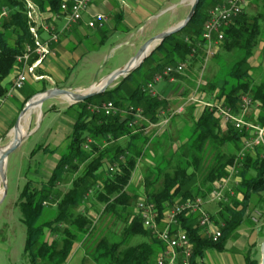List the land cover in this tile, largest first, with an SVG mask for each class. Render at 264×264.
Segmentation results:
<instances>
[{
    "label": "trees",
    "instance_id": "obj_1",
    "mask_svg": "<svg viewBox=\"0 0 264 264\" xmlns=\"http://www.w3.org/2000/svg\"><path fill=\"white\" fill-rule=\"evenodd\" d=\"M61 1L33 0L41 13L42 22H52L53 15L59 13ZM222 1L224 0H198L189 23L153 48L143 60L152 62L153 75L160 74L168 65L176 66L179 62L189 65L195 58L199 64H203L206 54L202 47V26L208 11ZM24 3V0H0V10L6 12V16L0 15V99L5 98L9 89L5 80L13 69H17V56L21 55L26 44H32L26 25ZM244 9L233 17L227 27H223V39L217 44L215 53L208 56L217 63V72L211 80L200 86V90L210 95V99L211 94H217L215 99L218 103L227 104L233 111L238 108L239 95H249L259 104L257 119L262 121L264 81L254 83L248 74V63L257 44L264 42V28H261L258 17L244 13ZM220 51L229 55L230 59H217ZM38 66L36 75L44 76ZM139 69V66L136 67L114 87L81 102L67 105L65 112L70 109L74 112L73 126L53 170L47 180L41 183L27 179L17 194L15 204L21 215L19 221L25 229L22 252L27 264H65L72 256L75 243L83 250L79 264H153L162 252L163 247L143 227L131 206L130 200L138 196L127 189L132 172L154 134L143 133V129L148 126L143 120L136 128H129L131 116H103L91 108L95 104L109 101L121 110L126 106L140 107L145 120L158 123V113L166 108V103L143 90V86L153 79V75L146 82L133 85L131 77ZM44 90L45 87L38 92ZM30 98L27 97L24 102ZM174 116L176 115L168 116V119L171 120ZM220 124V120L213 116L209 108L204 107L192 126L185 130V140L183 146H180V152L171 150L158 160L157 157L154 158V166L145 170L142 176V199L156 205L159 224L172 203L197 197L205 200L213 183L227 176V166L232 164L238 153L243 134L227 126L221 133ZM86 137L94 141L88 151L81 147ZM99 138H108V143L99 145ZM121 139L124 140L119 143ZM40 149L49 153L56 150L40 145L30 152L31 155ZM105 163H115L117 168L111 173H103ZM238 174L239 181L234 188L240 198L219 203L216 216L207 212L216 229L221 232L218 239L213 242L208 239L195 226L194 215L178 217L180 228L188 233L193 246L190 264H201L202 253L207 249L223 250L227 237L236 231L241 222L252 223L246 212L251 197L264 192V159H260L258 154H246ZM65 181H69L68 186L60 190L58 186ZM88 193L91 195L86 199ZM97 206L99 209H96ZM45 208L50 209L48 214ZM92 210L98 212L95 220L100 217L102 222V218H108L122 222L123 226L119 232L102 230L97 233L98 227H95L89 214ZM138 238L143 240L132 243L131 240ZM244 258L245 264H256L248 258L247 253Z\"/></svg>",
    "mask_w": 264,
    "mask_h": 264
},
{
    "label": "rangeland",
    "instance_id": "obj_2",
    "mask_svg": "<svg viewBox=\"0 0 264 264\" xmlns=\"http://www.w3.org/2000/svg\"><path fill=\"white\" fill-rule=\"evenodd\" d=\"M143 1H147V0H140V3L142 4V7L144 8L145 4H143ZM247 3H246L247 5L246 8L245 9L243 8L244 9L243 12L246 14H252V16L258 17L260 19L261 28H264V0H249ZM219 4H221V2H219ZM219 4L217 6H219ZM125 5L126 3L124 4L123 0L122 1L119 0V3H118L119 7H117L119 11L115 12L119 17L125 14V11H126ZM170 5L172 6L169 10L165 9L158 13L157 12L155 13L153 9L149 11V8L148 10L142 8L141 12L143 16L145 17L147 14L149 15L146 19L143 18V20L145 19L143 22H139L137 25H135V30L133 31L134 32L133 34L137 36L132 35V33L131 35H126L123 32L107 33L106 35L107 38L104 44H102L98 49L97 47L92 49V46L96 40L95 38L96 33L94 31H88L89 37H87L84 40V42H82L83 47L86 48L87 51L84 53L83 57L80 58L79 61L74 65L73 69L69 71L68 73L67 72L65 73L66 81L70 84L71 89L77 90L78 88H80V91H85V92L93 90V87L91 88V86H88L89 84L93 83L96 79H100L104 77L111 71H115V70L122 68L123 64L127 62L130 57H133L136 54V51L139 45H141L143 42L148 40L149 37L153 35L155 36L156 34L160 33L161 29H163L165 25L170 23V18L171 16L174 15L178 4L175 5V3L173 2ZM186 5L189 8V5L188 4ZM156 6H158L157 2H156ZM1 16H6V14L1 15ZM120 19H118V25L121 24ZM174 26L175 25L171 27H174ZM163 30L161 32H163ZM63 36H64V33L61 35V37H59L61 41L63 40L62 39ZM138 36H139L140 42L138 40ZM58 45H56V47ZM79 49L81 50L80 47L78 48V50ZM216 50H217V47L214 49V53ZM216 58L217 59L222 58L223 61L224 60L228 61L230 59V56L226 55L225 52L220 51L217 54ZM248 65H249L248 74H250L251 78L254 80V83L264 81V42L257 44V47L255 48L254 52L249 58ZM139 67L140 69L137 70L136 73H134L131 77L132 78L131 81L133 85L136 84L137 82H140L142 84L146 82V80H148L149 76L151 77L153 75L152 73L153 64L151 61H145V62L142 61ZM217 68H218V65L214 61V59H211V57H208L205 59L204 57L203 64L201 63L198 64V68L195 69L193 83H191L187 87L185 92L183 91V94H181L182 98L178 100L177 102L178 103L182 102L183 98L188 97V95L191 93H192L191 96H195L196 100L194 102L187 101L189 103V106L185 108V110H181L182 112L181 113L179 112L180 114L174 113L176 116L172 117L171 120H168L166 125H162L160 127L147 126L144 128L147 134H150V135L154 134V136H153V140L150 141L148 146L145 148L146 152L141 156V158L137 162L138 164L135 170H133L132 175H131L132 178H131L130 184L127 186V189L130 192L138 196L136 198H133V200H130L131 206H133L134 209H135L136 202L141 200L144 197V191L142 188V183H143L142 176L145 173V170L147 168H152L154 166V158L157 157L156 159L158 160L161 155L163 154L165 155L171 150L180 152V148L183 146L182 143L185 140V136H184L186 134L185 130L188 129L190 126H192L198 113H200V111H202L204 107L206 108L205 103H208L211 101L216 102V103L219 102L217 99H215L217 94L216 95L211 94V99H210L209 98L210 95H207L204 92H202V90H200V86L203 85V83H206L207 81L211 80L213 76H215V73L217 72ZM180 73L177 74L176 76H173L174 79H179V76H181ZM157 74L158 73L156 74L154 73V75H157ZM43 78L49 80L48 77L43 76ZM120 81L112 82L106 89L114 87ZM163 83L164 82H162L161 84H158L157 87L162 86ZM63 85L64 84H59L60 87H62ZM26 86L28 88L31 87L28 83L26 84ZM85 86H88V87H85ZM13 92L14 94L16 93L15 90ZM8 96H6L5 94V97H8ZM57 98L58 100L59 98L60 99L62 98L63 100H65L67 104H68V101H71L70 98H67V96L66 97L61 96ZM7 100L9 102L12 101L16 103V100L11 97L7 98ZM46 102H42L40 106L33 105L30 108V110L27 111L25 115L21 118V127H22V134H23L22 139L23 140L25 139V140L24 141L22 140L23 143L12 151L11 155L7 158L5 163L2 160L0 161V191H2V194H0V264H27V261L25 257L23 256V252H22L23 245L25 244V238H24L25 229H24V226L19 221V218L21 215H20V212L15 202L17 201V197H18L17 194L20 188H22V186L26 182L24 178L19 176V174H20L22 166L27 161L30 160L29 152H31L32 149H34L36 145L40 144V142H44L45 135L43 133V130H45L46 126H51L50 127L51 129H53V127L56 128L59 126L57 122V118L55 117L54 113H48L47 115L41 118L42 113L46 111L45 109L48 106L47 105L48 103ZM16 107L17 109L19 108L17 103H16ZM169 107H170V110H174L177 107L176 102L172 106L170 104ZM162 111H163V118L166 117V115L167 117L174 115V114H171L172 112L171 113L166 112V114L164 115V110ZM19 113L20 111L18 112L16 117H18ZM1 117L3 116H1L0 114V136L2 135V132H3V130L1 129H4V127H8L11 123L9 118L5 119ZM16 117H13V121L11 124L12 126H13V123ZM247 117L249 120L253 119V120H256V122L257 121L262 122V121H259L257 117L254 116L252 113L248 115ZM160 119L162 118L159 116V120ZM136 126L133 128H136ZM225 129H226V126H224L221 123L219 125V132L223 133ZM86 139L91 140V142L88 144V148L87 149L84 148L88 151L89 146L94 141L88 137H86ZM123 140L124 139H121L119 143H122ZM11 141L12 139L9 133L8 136H5L2 140L0 139V149L5 148L9 144H11ZM98 143L99 145L102 146V145L107 144L108 142L106 141V138H103V139L99 138ZM257 150L258 152L261 151L260 148H257ZM119 160H122V159L120 158ZM33 163L34 161L33 162L29 161L28 165L32 166ZM108 167H109V164L105 163L102 167V170H103L102 172L107 173ZM2 170L5 171V174H4L5 188H4V182L1 179ZM41 182L42 180L37 181L36 183H41ZM68 184H69V181H65V182H62V184L59 185L58 187H60V190H63L64 187L68 186ZM90 195L91 193H88L86 199H89ZM216 208H219V206L218 204L214 202L205 205L206 211H208L210 214ZM96 209H99V207L97 206ZM49 211L50 209L47 208L46 209L47 214ZM250 213L251 211L247 213V216H249V218L251 217ZM89 214H90L91 220L95 224V227H98L97 233H100V231L102 230L103 231L106 230L107 232H110V231L119 232L120 228L123 226L122 222L111 221L108 218H105V219L102 218V222H100L99 220L100 217L99 219L95 220L98 212L94 210H92V212H90ZM251 224H255V223L252 222ZM45 234L47 235V231ZM142 240L143 238H138L134 241L133 240L131 241L132 243H135V242L142 241ZM73 250L74 251L72 253V256L67 259L65 264H78L80 262L81 257H83V250L78 244L76 243L74 244ZM240 255H243V252Z\"/></svg>",
    "mask_w": 264,
    "mask_h": 264
},
{
    "label": "built area",
    "instance_id": "obj_3",
    "mask_svg": "<svg viewBox=\"0 0 264 264\" xmlns=\"http://www.w3.org/2000/svg\"><path fill=\"white\" fill-rule=\"evenodd\" d=\"M25 12H26V25L28 26L29 34L32 40L31 45H25L21 55L17 56L16 75L12 80L10 90L6 93V96L10 95L13 90L20 89L23 85V81L27 75L31 76L34 81L43 78L42 75H36L35 70L37 66L42 63L43 60L51 54L50 45L52 42L58 41V34L64 29L70 27L84 14H90L88 7L94 0H62L59 3V13L53 15L52 22L44 23L41 20V13L38 10L33 0H24ZM248 0H225L219 6L211 9L207 13V17L202 26L201 39L202 47L205 50V59L214 54V49L217 44L223 39L222 33L223 27H227L237 14L243 10ZM1 15H5L6 12L1 10ZM106 15L100 12H92L88 20L86 21L87 27L104 28L106 25ZM61 20L62 27L60 30H56L53 21ZM45 35V36H43ZM185 68V63L179 62L176 66H166L160 74L154 75L152 80L143 86V90L150 96H156L159 98L157 92H155L153 85L164 80L165 77H169L172 82L173 75L179 74L182 69ZM195 96L188 97L187 101L194 102ZM205 106L209 108L213 116L220 120V122L227 127H231L235 131H239L243 134L240 138V149L235 154L233 162L230 166H227V176L221 181L214 182L211 187V192L205 200L197 197L193 200H183V202H176L169 206L164 212L161 218V224L157 221V208L151 202L141 199L135 204V213L142 221L143 227L160 243L163 247L161 253L153 261V264H190L191 254L193 253V246L189 241V235L187 232L180 228V216L194 215L196 218V227L204 233V235L212 242L221 236V232L214 227L211 229L212 221L205 211V205L209 203H226L231 198H234L235 186L239 181L238 170L244 161V156L250 154L260 148L258 157L264 159V113L262 122H256V120H249L248 115L251 109L259 108V104L249 97V95H239L238 108L233 109L225 103L208 102ZM92 111L100 112L103 116L127 114L131 116L128 121L129 128L135 127L140 121L147 122L149 127H160L166 125L169 120L168 117L163 118V111L159 112V116L162 118L158 123H149L144 119L142 115V108H134L126 106L123 110L118 109L113 105L111 101L103 102L101 104H95L91 107ZM181 111H175L179 113ZM143 133L146 130L143 129ZM108 138H106L107 141ZM90 139H86L82 143L83 148H88ZM120 159V158H119ZM117 168L115 163H111L108 167V172L111 173ZM229 185H232L231 187ZM258 211H254L250 217L252 222H256L259 217Z\"/></svg>",
    "mask_w": 264,
    "mask_h": 264
},
{
    "label": "crops",
    "instance_id": "obj_4",
    "mask_svg": "<svg viewBox=\"0 0 264 264\" xmlns=\"http://www.w3.org/2000/svg\"><path fill=\"white\" fill-rule=\"evenodd\" d=\"M122 1V0H120ZM125 5V14L119 17L115 12H118L119 9L117 7L119 0H94L91 3V6L89 7V13L92 14V12H100L104 13L106 16V25L104 28H97L92 27L88 28L86 21L88 20L90 14H84L76 23H73L70 27L64 29V31L60 32L58 34V41L52 42L50 47V55L47 57L46 60H44L38 67L41 68L42 73L45 77H48L47 79H37L34 81L31 76L27 75L26 79L23 81V86L20 89L15 90L16 93L10 94V96L5 97L4 99H0V114L1 118H9L10 125L8 127H4L2 132V135L0 136V139L2 140L5 136H8L11 132L12 128V121L13 117H16L20 106L22 103H25V99L27 97H31L35 93H37L41 88L45 87V89L52 88L55 86L56 88L66 89L71 88L70 84L66 81V75L65 73L71 71L74 67V65L79 61L80 58L83 57L84 53L87 51L86 48L83 47L84 40L89 37L88 31H94L95 34V43L92 46L93 48L97 49L104 44L106 40L107 33H113V32H123L126 35H134L133 31L135 30V25H137L139 22H143L149 14H147L145 17L142 14V4L140 3V0H123ZM225 1V0H224ZM222 1V2H224ZM156 2L157 5L156 6ZM163 2V3H162ZM178 4L176 11L173 16L170 18V23L165 25L163 29L169 28L173 25H176L179 21H181L185 15L189 12V8L186 4L189 5L190 0H147L143 1V4H145V7L143 9L149 11L153 9L155 13L160 12L165 9H170L172 3ZM221 2V3H222ZM162 4V5H161ZM161 5V7H160ZM169 5V6H168ZM183 14V15H182ZM121 18V19H120ZM143 18H145L143 20ZM118 19H120L121 24L118 25ZM53 25H55L56 30H60L62 27L61 20L53 21ZM161 29V31L163 30ZM160 31V32H161ZM64 33L63 40L59 37ZM137 36V35H134ZM138 40L140 42L139 36ZM138 42V43H139ZM59 44V45H58ZM56 45H58L56 47ZM56 47V48H55ZM81 48V50L78 48ZM199 62L197 59H192L189 65L185 64V68L180 73L181 76H179V79H173L171 82L169 77H165L163 81L156 83L153 85V88L155 92H157L159 99H162L165 101L166 108L164 110V115L166 112H174L178 110H185L189 106V103L187 102L188 97L192 95L189 94L188 97L183 98L182 102L178 103L177 101L182 98L181 94H183V91L187 89V87L193 83L194 81V75H195V69L198 68ZM16 75V70H12L11 74H9L8 78L5 80L6 83H8V87L10 89L12 85V80H14ZM96 81V80H95ZM94 81V82H95ZM93 82V83H94ZM162 84V86L157 87L158 84ZM29 84L31 87H27L26 84ZM93 83L89 84L88 86H91ZM59 84H64L62 87L59 86ZM85 86V87H88ZM95 87V86H94ZM80 89V88H78ZM75 90V89H74ZM13 98L16 100V103L18 104V109L16 107V103L12 101H8L7 98ZM60 100V101H59ZM57 97H53L50 101L46 102L48 103L46 111L42 113V116L47 115L48 113H54L55 117L57 118V122L59 124L58 127H53L51 129V126H46L45 130H43V133L45 135L44 142H40V144L37 146H47L50 150H54L53 153L44 152V150L40 149L37 151L34 155L29 154L30 160L34 161L32 166L28 165L27 161L21 168L19 176L24 178L25 181L27 179L37 182V181H46L49 174L54 168V164L56 159L59 157L60 150L62 149V146L67 141V135L70 132V129H72L73 126V115L74 112L72 109L65 112L67 109V104L65 100L62 98L60 99ZM177 107L174 110H170V104L171 106L175 104ZM67 104V105H66ZM24 105V104H23ZM185 105V106H184ZM23 107V106H22ZM259 108H253L251 109L250 114L252 113L254 116L257 117ZM182 111H180L181 113ZM178 113V114H180ZM255 113V114H254ZM249 114V115H250ZM27 116V115H26ZM167 117V115H166ZM164 117V118H166ZM255 117V118H256ZM27 119V117H26ZM147 127V126H146ZM153 127V126H152ZM28 135V134H27ZM25 140V139H24ZM23 140V141H24ZM21 142V144L23 143ZM20 144V145H21ZM19 146V145H18ZM34 148V149H35ZM33 150V149H32ZM258 150L250 153L249 155H257ZM34 158V159H33ZM33 159V160H32ZM230 187L232 185H229ZM236 193V190H235ZM240 194H237L234 196V199H239ZM219 208H216L212 211L211 215L213 214L216 216L217 210ZM251 211L250 216L254 213V211H258L260 214V217L258 218V221L255 222V224H251L250 222L243 221L241 222V225L236 229V231L227 237L224 248L221 251H217V249H207L205 252L202 253L201 257V264H245V258L244 254H248V258H250L252 261H254L256 264H259L261 262L260 258V250H261V242L264 240V192L256 193L251 197V203L249 208L247 209L248 213ZM208 212V211H207ZM209 213V212H208ZM211 224V229H213L215 226ZM243 255H240L242 254ZM79 264V263H78Z\"/></svg>",
    "mask_w": 264,
    "mask_h": 264
},
{
    "label": "water",
    "instance_id": "obj_5",
    "mask_svg": "<svg viewBox=\"0 0 264 264\" xmlns=\"http://www.w3.org/2000/svg\"><path fill=\"white\" fill-rule=\"evenodd\" d=\"M198 0H190L189 6V12L185 15V17L177 23L174 27L166 28L163 30V32H160L156 34L155 36L149 37L148 40L143 42L139 47L137 48L136 54L133 57H130L127 62H125L122 66V68L111 71L104 77L100 79H96V81L91 85V88L94 86H97L93 90H90L88 92L80 91V89L73 90L71 88L61 89L56 88L53 86L52 88L46 89L44 91H40L34 95L30 99H28L23 107L20 110V113L18 117L14 120L13 126L11 128V144L6 146L5 148L0 149V161H5L7 158L11 155L12 151L18 147V145L21 144L23 137H18L17 131H18V123L20 122V119L25 115L26 109L31 107L32 105L40 106L42 102H46L48 100H51L53 97H61L63 94H69L71 96V101H68V104H74L77 102H81V100H86L90 97L95 96L97 93H102L106 90V88L112 83V82H118L122 80L125 76L129 75L132 71L136 69L140 65V63L150 55L153 48H155L160 42L163 41L164 38L167 36H171V34L176 33L181 27H185L190 19L193 13L196 11ZM155 42L152 47L150 48V51L145 52L146 47L151 43ZM80 91V92H79ZM4 178V175H3ZM260 258L261 262L259 264H264V240L261 242V250H260Z\"/></svg>",
    "mask_w": 264,
    "mask_h": 264
},
{
    "label": "bare ground",
    "instance_id": "obj_6",
    "mask_svg": "<svg viewBox=\"0 0 264 264\" xmlns=\"http://www.w3.org/2000/svg\"><path fill=\"white\" fill-rule=\"evenodd\" d=\"M155 42L153 41V42H151L147 47H146V51L145 52H148V51H150V48L152 47V45L154 44ZM97 86H99V85H97ZM97 86H95L94 88H96ZM93 88V89H94ZM61 96H67V98H70V100H71V96L69 95V94H63V95H61ZM33 106V105H32ZM31 106V107H32ZM31 107H29V108H27L26 109V112L27 111H29L30 110V108ZM25 112V113H26ZM18 131H17V135H18V137H23V134H22V127H21V119H20V122L18 123ZM3 149V148H2ZM5 174V171L4 170H2V172H1V179H2V181L4 182V178H3V175ZM4 188H5V182H4ZM4 191V190H3ZM0 194H2V191H0ZM206 211V210H205ZM207 212V211H206Z\"/></svg>",
    "mask_w": 264,
    "mask_h": 264
}]
</instances>
